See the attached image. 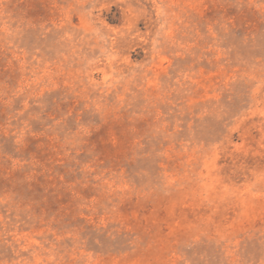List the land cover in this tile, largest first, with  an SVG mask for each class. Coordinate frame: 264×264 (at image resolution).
<instances>
[{
    "label": "rangeland",
    "instance_id": "1",
    "mask_svg": "<svg viewBox=\"0 0 264 264\" xmlns=\"http://www.w3.org/2000/svg\"><path fill=\"white\" fill-rule=\"evenodd\" d=\"M0 264H264V0H0Z\"/></svg>",
    "mask_w": 264,
    "mask_h": 264
}]
</instances>
